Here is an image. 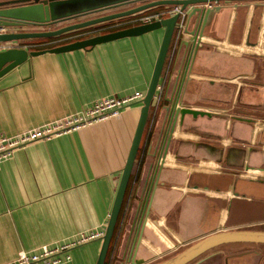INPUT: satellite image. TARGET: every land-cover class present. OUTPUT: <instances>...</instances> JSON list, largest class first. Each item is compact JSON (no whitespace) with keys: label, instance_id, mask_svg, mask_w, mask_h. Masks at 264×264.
Here are the masks:
<instances>
[{"label":"crops","instance_id":"crops-1","mask_svg":"<svg viewBox=\"0 0 264 264\" xmlns=\"http://www.w3.org/2000/svg\"><path fill=\"white\" fill-rule=\"evenodd\" d=\"M137 4L123 6L118 11ZM113 11L117 10L106 13ZM232 13L235 12L221 10L213 21L225 32L223 38H213V42L221 46V51L227 57L219 56L215 61L211 57L209 63L215 68L208 67L205 74H195L194 77L200 81V87L208 81L214 82L213 84H229L239 83L244 79V87L249 88L247 82L253 70V62L244 58L246 62L242 66L238 63H241V53H252L244 51L238 43L241 41L246 45L247 32L246 28L243 32V19ZM97 15L100 14L59 23L56 28ZM135 17L133 15L131 19L111 20L91 26L92 30H75L57 37L43 38L42 41L32 42L34 40L28 39L7 42L5 45L23 47L28 51L48 49L70 43L71 40L102 34L98 30L101 29L99 26H118L132 22ZM134 25L136 24L133 23L132 26ZM34 29L37 28L24 30ZM19 30L9 28L8 31ZM82 33L85 36H82ZM163 33L162 27L85 49L61 53L45 52L29 57L28 61L0 77V137H12L46 125L84 109L104 97H125L135 91L145 95ZM232 36L238 45H234ZM180 39L181 34L176 45L171 40L159 78V83L163 84L161 99L157 104L153 102L149 108L104 264H121L115 258L117 244L128 220H131L132 208L139 195L138 188L147 178L149 167L154 161L152 154L158 151L157 144L164 132L163 98L166 97L172 68L178 60ZM222 59L225 61L222 62ZM190 89L192 93L195 91L194 87ZM196 97L194 96L193 103L200 106L201 97ZM141 106L142 103L133 104L106 120L49 139L30 142L14 149L11 156L2 161L0 264L11 262L20 252L33 254L38 253L43 246L54 248L71 243L82 233L105 232ZM221 132V129L212 131L213 139L209 140L208 145L180 147L177 150L178 158L175 159L176 154H173V151L176 144L177 148L179 147L180 139L190 141L192 138V134L175 129L164 164L167 167L164 182L169 190H158L156 206L162 210L169 202L176 204L168 217L159 218L152 215L147 219L146 227L151 238H142V247L148 254L144 253L142 259L148 256H159L158 259H161L170 254L161 255L165 250L180 247L194 239L202 240L206 233L221 232L225 230L222 229L225 225L246 221L256 215V211H250L255 206L252 198L234 194L236 189L233 185L224 191L205 184V180L210 176L218 175L216 173L219 172V166L222 165L223 159H226L222 155L221 147L235 146L233 143L223 142L224 140L218 142L217 134ZM246 149L248 150V147ZM235 154L236 151H233L229 155L230 159L226 160L231 167L233 162L239 160ZM240 200L246 201L247 211L244 215L234 209L235 202ZM226 204L229 205L227 208ZM257 211L264 212L262 198L258 202ZM216 232L211 236L218 235ZM101 241L95 240L73 248L70 251L71 261L67 264H96ZM158 259L150 264L167 261L163 259L157 262ZM223 259L204 258L198 264H222ZM228 264L243 263H240L238 258H231ZM244 264H264V258H247Z\"/></svg>","mask_w":264,"mask_h":264},{"label":"water","instance_id":"water-1","mask_svg":"<svg viewBox=\"0 0 264 264\" xmlns=\"http://www.w3.org/2000/svg\"><path fill=\"white\" fill-rule=\"evenodd\" d=\"M232 1L238 0H9L6 2H0V27L20 29L19 31L0 33L1 42L57 37L71 31L115 19L133 16L157 6L169 7L172 5H180L181 9H186L187 6H191L190 11L187 13L177 50L179 62L177 60L172 68L169 83L166 88V97L163 98L165 103L163 106L165 112L164 132L157 144L158 151L152 154L154 161L149 167L147 178L143 180L142 185L138 188L139 195L132 208L133 213L131 220L130 222L128 220L122 237L117 244L115 258H117L118 262L121 264H150L156 261L159 257L148 256L147 258L142 259L144 256L143 254L146 253L145 249L142 247V238H151L149 229L146 227L147 219L152 215L159 218L168 217L172 207L176 204V202H169L167 207L162 210L156 206L158 190L161 189L163 192H166L163 189L169 190V187L166 186L164 182L167 170V167L164 164L175 129L192 134L190 141L180 139L178 148L176 144V149L173 151V154H176L174 157L175 159L178 158L177 150L180 147L182 148L184 145H193L196 147L208 145L210 142L209 139H213L212 134L210 133L214 130L219 131L220 129L222 135L225 136L239 133L246 136H257L259 138V143L264 146V126H250L249 124H246L245 121H252L250 119H241V122H239L238 120L234 121L233 118H229V121L223 122L222 119H220L223 116L219 114L222 112L218 109L202 110L203 107L195 106L193 103L195 100L194 96L202 97V94H204L199 86V79L194 77L195 74H205V69L211 67V63H209L211 57L214 61L219 56L222 57L220 54L221 50L218 51V48L217 50L208 49L209 46L217 47L216 43L213 42V38H223L225 35V32L219 24L217 25L213 22L215 17L224 7L218 3ZM207 2H216L217 5L211 7L203 6V4ZM135 3L138 4L128 9L105 13L97 15L96 17L62 25L57 28H51L59 23H64L92 14H100L105 11ZM8 4L10 5L1 7ZM177 17L178 15L174 14L168 17L155 19L149 23L137 24L128 28L94 35L48 49L28 51L23 47L11 46L0 51L1 77L9 70L28 61L29 57L45 52L61 53L80 48L85 49L111 40L128 36H137L162 27L164 28L163 37L150 82L144 97L140 100L142 103L140 116L127 160L121 174L96 264H104L113 238L118 216L139 149L142 132L148 118L149 108L153 103L156 87L163 70ZM25 28L37 29L28 31L24 30ZM246 29L247 32L249 30V25H247ZM242 55L247 57H242ZM226 57L227 55L224 54V57L222 58ZM244 58H249L251 60L249 53H241V63H238L241 66L246 62ZM224 61L225 59L222 62ZM191 87L195 88L193 93L191 92ZM222 135L220 138L223 140ZM229 142L230 141H227L226 143ZM221 148L222 155L225 156L226 160L230 159L229 155L233 151H236L235 155L237 159H243L247 162L250 160L258 162L259 158L264 156V149L256 150L255 154L252 151H248L246 149L247 147L244 149L233 147L231 145H229V147L224 145ZM237 241L264 244V232L233 231L211 236L208 239H204L189 246L182 253L175 256V258H171L158 264H187L195 259L194 257L200 255L216 244ZM178 248L179 246H176L165 250L161 255L170 253Z\"/></svg>","mask_w":264,"mask_h":264},{"label":"flooded vegetation","instance_id":"flooded-vegetation-1","mask_svg":"<svg viewBox=\"0 0 264 264\" xmlns=\"http://www.w3.org/2000/svg\"><path fill=\"white\" fill-rule=\"evenodd\" d=\"M6 1L9 0H0V2ZM218 4L224 6L221 10L234 11L235 13H232L234 16L243 19V32L244 28H247V25H249L248 34L246 35V45L242 44L241 41L238 43L244 51L252 53L250 56L253 62V70L250 72L251 76L247 82L249 88L244 87V79H241L239 83L232 82L229 84H213L214 82L208 81L201 87L204 94H202V97L200 96L199 105L203 107L202 110L218 109L222 112L219 114L223 116L220 118L223 122L229 121V118H233L234 121L238 120L239 122H241V119H250L252 121H245V123L250 126H264V0H238L232 2H219ZM9 5L10 4L3 5L1 7ZM214 5H217V3L212 2L208 7ZM188 7L191 9V6H187V8ZM231 39H233L235 46L238 45L233 36ZM215 40L221 43V41ZM217 48L218 51L221 50V46L218 44L217 47H208V49L211 50H217ZM220 54L224 57L223 51H221ZM210 134H212V132ZM217 135L218 142L223 140V142L230 141L229 143H233L238 148L244 149L247 146L248 151H252L255 154L256 150L264 149V146L259 144V138L257 136H246L240 133L226 136L222 135V133H218ZM221 135L223 136V140L219 138ZM254 141L256 142L252 143ZM222 162V165L220 164L219 166L220 173L217 172V176H210L205 180V184H209L208 186L210 188H219L224 191H227V188L233 185L234 189H236L234 194L237 193L243 197L250 196V198H252V201L255 202V206L252 207L250 211H256V215H253L246 221L225 225V228H222L225 230L221 232L214 231L206 233L202 240L208 239L215 232L218 234L233 231L264 232V212L260 213L257 211L258 202L261 201V198L264 200V156L259 158L258 162H253L251 160L247 162L243 159H239L233 162L232 167L228 165L226 159H223ZM228 206L229 205L226 204V208ZM234 209L244 215L247 211L246 201H236ZM198 240L194 239L180 246L177 250L171 251L169 255L158 259L157 262L163 259L165 261L166 259L175 258V256L182 253L189 246L202 241ZM257 246L261 248H256ZM194 258L195 259L187 264H198L204 258H224L222 264H228L231 258H264V244L243 241L227 242L217 247L209 248Z\"/></svg>","mask_w":264,"mask_h":264},{"label":"built area","instance_id":"built-area-1","mask_svg":"<svg viewBox=\"0 0 264 264\" xmlns=\"http://www.w3.org/2000/svg\"><path fill=\"white\" fill-rule=\"evenodd\" d=\"M212 2L204 3L205 7L210 6ZM190 7L181 9L180 5H172L164 7L160 11L149 14H141L134 18L133 22L137 24H144L177 14V20L174 27L172 41L176 45L180 34L184 28L187 13ZM9 28L0 27V33L7 32ZM5 43L0 41V49H6ZM173 46V50H174ZM3 49V50H4ZM163 84H157L153 102L159 103L161 99ZM144 97L143 93L135 91L133 94L125 97H104L96 100L92 105L75 111L65 117L52 121L46 125L27 130L12 137H0V165L3 160L9 158L12 151L18 147H22L30 142L49 139L54 136L67 133L71 130L78 129L87 125H91L98 121L106 120L117 115L122 109L127 108L133 104H138ZM141 103V102H140ZM104 231H93L82 233L77 239L71 243L49 248L43 246L38 253L27 254L20 252L17 257L6 264H67L71 261L70 251L73 248L87 244L95 240H102Z\"/></svg>","mask_w":264,"mask_h":264},{"label":"trees","instance_id":"trees-1","mask_svg":"<svg viewBox=\"0 0 264 264\" xmlns=\"http://www.w3.org/2000/svg\"><path fill=\"white\" fill-rule=\"evenodd\" d=\"M164 8V6H157V7H153V8H150V9H147V10H145V11H143V12H141V13H138L137 15H135V16H138V15H141V14H149V13H154V12H156V11H160L161 9H163ZM131 19V18H133V16H129V17H124V18H121L122 20L123 19ZM120 20V19H119ZM105 23V22H104ZM133 23H135V22H133V20H132V22L131 21H128V22H126L125 24H121V25H118V26H109V27H103V26H99V27H101V29H98V30H100L102 33H108V32H112V31H115V30H119V29H124V28H128V27H131L132 25H133ZM136 25H137V23H135ZM103 25V24H102ZM90 28H92V27H86V28H82V29H79V30H77V31H79V32H81V31H84V30H87V29H90ZM32 40H34V41H32V42H35V41H42L41 40V38L39 39H32ZM77 40V39H76ZM75 40V41H76ZM81 40V39H80ZM44 41V40H43ZM74 40H71V42H73ZM51 46H53V45H51ZM51 46H49V47H51ZM32 47H37V46H32Z\"/></svg>","mask_w":264,"mask_h":264},{"label":"rangeland","instance_id":"rangeland-1","mask_svg":"<svg viewBox=\"0 0 264 264\" xmlns=\"http://www.w3.org/2000/svg\"><path fill=\"white\" fill-rule=\"evenodd\" d=\"M120 8H123V7H120ZM120 8H117V9H113V10H117L118 11V9H120ZM122 10H124V9H122ZM110 11H112V10H110ZM120 11V10H119ZM106 12H108V11H105V13ZM113 12H115V11H113ZM104 12H102V13H100V15H102V14H105ZM111 13V12H110ZM91 16V15H90ZM75 20V19H74ZM76 22V21H75ZM56 26L57 25H55V26H52L51 28H56ZM91 27V26H90ZM87 30H89V29H87ZM87 30H84V31H87ZM90 30H92V28L90 29ZM81 32H83V31H81ZM94 31H91V33H93ZM86 33V32H85ZM84 33H82V36H85V35H83ZM90 34V33H89ZM89 34H86V35H89ZM140 103V102H139ZM138 103V104H139ZM141 110V109H140ZM102 242V241H101ZM240 248V247H239ZM256 248H261L260 246H257ZM262 249H263V247H262ZM239 259V262L240 263H243L244 264V262H246L247 261V258H238ZM254 259H256L257 260V258H254ZM235 261V260H234Z\"/></svg>","mask_w":264,"mask_h":264}]
</instances>
